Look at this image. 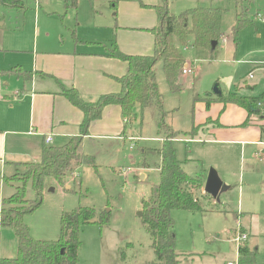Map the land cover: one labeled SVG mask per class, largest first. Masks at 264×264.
I'll return each instance as SVG.
<instances>
[{"label": "rangeland", "instance_id": "rangeland-1", "mask_svg": "<svg viewBox=\"0 0 264 264\" xmlns=\"http://www.w3.org/2000/svg\"><path fill=\"white\" fill-rule=\"evenodd\" d=\"M21 2V9L0 4V69L14 66L27 69L26 65L33 62L31 52L36 44L39 48L54 50L65 42L62 46L65 50L67 40H73V32L77 40L91 42L88 45L92 47L105 45L109 48L122 27L159 26L158 12L153 6L163 4V0H76V8H72L69 6L71 0ZM143 3L153 6L144 8L141 7ZM167 5L175 16L197 7L223 11V37L212 53V60L198 58L191 47H180L185 68L192 71L186 75L182 69L181 91L172 93L169 90L160 62L154 66V71L165 112L164 123L179 132L171 140V146L184 172L194 177L207 175L213 169L230 188L214 203L203 192V182L202 188L194 192L203 211L171 212L175 251L202 255V259L194 258L195 261L189 264H264V147L240 150L223 143L211 144L210 136L202 130L211 124H200L209 110H201L196 104V99L206 92L211 95L209 97H215L212 93L216 85L221 93L227 94L243 88L246 83L253 88L245 90L246 95H264V0H252L249 6L243 0H167ZM245 9L248 17L255 20L253 26L241 31L235 50L231 29L236 15ZM130 40L131 36L128 42ZM175 46L179 47L177 41ZM248 74L250 79L246 80ZM0 90L3 91L1 84ZM3 111L0 101V114ZM135 112L137 119L128 125L129 136L125 137V142L106 140L80 145L83 154L94 158L95 166H81L63 186L52 179L44 181L41 205L23 218L33 239L56 240L62 213L90 207L95 211L96 224L85 225L79 231L78 264L154 263L152 242L139 213L142 212V200L150 198L151 189L158 183L161 160L157 150L162 145L163 133H158L159 117L155 105L143 111L138 108ZM192 126L193 134L197 129L199 131L194 136H187L189 133L184 131L190 132ZM190 138L200 141L191 142ZM257 149L262 163L258 162ZM144 163L147 169L141 167ZM223 167L230 175V182L223 180ZM25 171L23 164L14 165L11 172L4 173L3 187V173H0V191L5 193L0 199V208H7L2 201L15 193ZM25 196L29 201L34 199L29 182ZM101 212L108 214L107 223L99 224ZM238 223L249 231L248 244L253 248L251 261H244L239 256L233 240ZM0 230H3L0 232V255L15 257L17 243L10 242L15 240L13 231Z\"/></svg>", "mask_w": 264, "mask_h": 264}, {"label": "trees", "instance_id": "trees-1", "mask_svg": "<svg viewBox=\"0 0 264 264\" xmlns=\"http://www.w3.org/2000/svg\"><path fill=\"white\" fill-rule=\"evenodd\" d=\"M243 1L248 6L252 3V0ZM0 4L4 7L23 8L21 0H0ZM69 6L76 8V0H71ZM141 7L147 6L141 4ZM153 8L158 12L160 24L151 30L154 35L152 55H127L122 53L115 44L107 48L105 55L108 58H115L127 64L126 73L116 79L120 84L118 93L102 95L97 101L88 103L84 102L74 89L64 92L69 102L83 114L79 135L71 137L62 146L44 147L38 162L23 164L26 171L20 179L21 185L16 187L11 197L2 201V205L7 208H0V229L8 228L13 231L17 240L16 255L13 258H0V264H78L79 231L85 225L96 224L93 208L78 207L70 212L62 213L59 236L54 241L33 239L23 218L27 214H32L41 205L43 184L46 179H52L63 186L69 176L81 166H95L94 158L83 154L80 151V145L82 138L88 135L90 124L101 117L102 110L108 105L120 107L124 131L137 119L136 108L143 111L153 105L156 106L160 129L158 133H163L162 145L157 150L161 160L158 169L159 177L157 185L151 189L150 198L143 199L141 202V217L144 229L151 239L155 256L154 263L151 264L178 263L180 255L175 251L171 212L173 210H185L191 213L203 211L201 202L194 196V192L202 188L204 174L194 177L187 175L182 168V163L176 159L171 140L175 139L179 132L173 131L164 123L165 112L162 110L154 66L158 62L161 63L165 81L172 93L181 91L180 73L187 66L180 47H191L198 58L212 60V53L216 48L211 50V43L216 42L218 45L223 37L221 31L223 11L211 7H197L175 16L169 12L167 0H163L162 6H153ZM254 20L255 18L248 17L246 9L236 15L235 25L231 29L235 49L241 31L253 26ZM72 36L77 42L74 32ZM175 41L179 47L175 46ZM18 71L25 77H30V72ZM12 72V69L0 71V75H9ZM241 89L253 88L244 84ZM239 91L240 89H236L225 95L222 93L215 95L211 100L204 99L206 109H209L213 101L223 105L234 104L247 113L242 126L249 123L250 116L264 118V95L245 96L239 94ZM206 96L211 95L206 94ZM207 122L209 123L208 120ZM192 130L187 136L195 135ZM141 167L148 168L145 163ZM28 182L34 191V199L31 201L25 196ZM99 218V224L108 222L107 213L101 212ZM238 252L244 261H251L252 255L244 247L238 248Z\"/></svg>", "mask_w": 264, "mask_h": 264}, {"label": "crops", "instance_id": "crops-1", "mask_svg": "<svg viewBox=\"0 0 264 264\" xmlns=\"http://www.w3.org/2000/svg\"><path fill=\"white\" fill-rule=\"evenodd\" d=\"M143 5L153 6L145 3ZM156 27L133 26L126 28L127 30L122 27L117 31L115 43L111 44H115L122 53L127 55H152L154 35L151 30ZM129 36H131V40L128 42ZM139 38L140 40H138ZM67 41L68 48L65 50L62 48L65 42L54 50L39 48L36 44L31 52L33 62L26 65L27 69L20 66L6 70L0 69V71L13 70L9 75H0V84L3 90H0V101L4 106V111L0 114L2 187L3 183L5 184L6 174L4 173L11 172L14 165L36 163L40 160L42 150L47 146L44 143L46 137L52 138V142L48 146L59 147L71 137L79 135L83 114L64 96L65 91L76 90L80 98L88 103L97 101L102 95L120 91V84L116 79L121 78L126 73L127 64L125 62L108 58L105 55L108 47L105 45L92 47L88 45L91 42ZM18 70L30 72V77H25ZM249 77L250 74L245 76V79L249 80ZM245 85L247 84L245 83ZM241 88L239 94L243 93L242 95L249 96L244 91L250 89ZM2 92L4 93L2 94ZM206 94L207 92L204 93L203 97L196 99V104L201 110H209L208 113H204L208 115L200 124H211L209 128L202 129L210 136L209 142L211 144L223 143L226 144L225 146L239 147L240 150L243 147H264L263 119H258L257 116L253 115L249 117V123L242 126L247 118L244 109L234 104L223 105L215 101L211 102L209 109H206L204 99H213V97H205ZM193 128L194 126H192ZM126 131H124L120 107L108 105L102 110L101 117L90 124L88 135L82 138L81 144L99 143L106 140H122L123 143L125 137L129 136ZM198 131L197 129L195 135ZM184 133L190 132L184 131ZM188 140H192L191 142L200 141ZM258 151L257 149L258 162L262 163V156ZM221 171L223 172V180L230 182L227 169L223 167ZM143 176L145 175L141 177ZM206 177L207 175L204 173V184ZM4 194L0 191V199L3 198ZM239 230L245 232L248 237L241 247H244L252 255L253 248L248 244L249 231L238 223L235 232ZM2 231L0 230V232ZM15 240H10V242L17 243ZM178 254L180 257L177 264L194 262L196 258L202 259V255L199 254ZM184 255L188 257H184ZM0 258L11 257L0 255Z\"/></svg>", "mask_w": 264, "mask_h": 264}, {"label": "water", "instance_id": "water-1", "mask_svg": "<svg viewBox=\"0 0 264 264\" xmlns=\"http://www.w3.org/2000/svg\"><path fill=\"white\" fill-rule=\"evenodd\" d=\"M217 46L216 42L211 43V50H214ZM213 93L215 95H220L221 92L218 90L217 85L214 87ZM229 187L223 184V182L218 177L215 170L210 169L207 173V177L205 180L203 192L208 195L210 198L215 200V202L219 201V196L228 191ZM141 216V212L139 213Z\"/></svg>", "mask_w": 264, "mask_h": 264}, {"label": "built area", "instance_id": "built-area-1", "mask_svg": "<svg viewBox=\"0 0 264 264\" xmlns=\"http://www.w3.org/2000/svg\"><path fill=\"white\" fill-rule=\"evenodd\" d=\"M259 19H262L260 16L258 17ZM183 73L184 74H191L192 73V71H191V69L190 68H185L184 70H183ZM131 141V140H130ZM51 142H52V138L51 137H46L45 138V140H44V143L48 146V145H50L51 144ZM132 148V147H131ZM247 235L244 233V232H241L240 230L239 231H237L236 233H235V235H234V237H233V240H234V242L236 243V245H237V248H240L241 247V245L243 244V243H245L246 241H247ZM227 264H234V263H227Z\"/></svg>", "mask_w": 264, "mask_h": 264}]
</instances>
